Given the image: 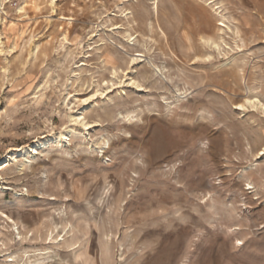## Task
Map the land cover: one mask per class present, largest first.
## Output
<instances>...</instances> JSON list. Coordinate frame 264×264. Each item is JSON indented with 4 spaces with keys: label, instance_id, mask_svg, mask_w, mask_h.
Here are the masks:
<instances>
[{
    "label": "rangeland",
    "instance_id": "374dc122",
    "mask_svg": "<svg viewBox=\"0 0 264 264\" xmlns=\"http://www.w3.org/2000/svg\"><path fill=\"white\" fill-rule=\"evenodd\" d=\"M263 109L264 0H0V264H264Z\"/></svg>",
    "mask_w": 264,
    "mask_h": 264
},
{
    "label": "bare ground",
    "instance_id": "6f19581e",
    "mask_svg": "<svg viewBox=\"0 0 264 264\" xmlns=\"http://www.w3.org/2000/svg\"><path fill=\"white\" fill-rule=\"evenodd\" d=\"M248 100V99H247ZM247 103H252V106H253V108H255V109H257L258 108V105L257 104H255V103H253L251 100H248L247 101ZM237 109H242L243 108V105H239V106H237L236 107ZM263 112H264V109H263ZM75 122H77V121H82V125L84 126V127H88L89 125H90V123L89 122H83V120H84V117H81L80 115H78V116H75V118L73 119ZM90 127V126H89ZM16 150H18V148L16 149ZM264 150V149H263ZM259 154H264V151H259ZM27 160L25 159L23 162H21L20 163V166L21 167H23L24 165H25V162H26Z\"/></svg>",
    "mask_w": 264,
    "mask_h": 264
}]
</instances>
